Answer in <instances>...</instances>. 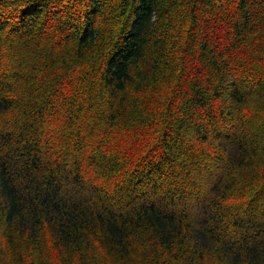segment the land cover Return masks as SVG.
Instances as JSON below:
<instances>
[{
    "label": "trees",
    "instance_id": "trees-1",
    "mask_svg": "<svg viewBox=\"0 0 264 264\" xmlns=\"http://www.w3.org/2000/svg\"><path fill=\"white\" fill-rule=\"evenodd\" d=\"M0 264H264V0H0Z\"/></svg>",
    "mask_w": 264,
    "mask_h": 264
}]
</instances>
